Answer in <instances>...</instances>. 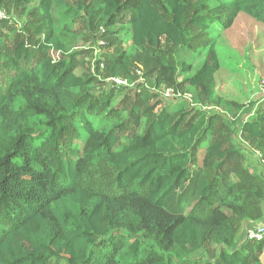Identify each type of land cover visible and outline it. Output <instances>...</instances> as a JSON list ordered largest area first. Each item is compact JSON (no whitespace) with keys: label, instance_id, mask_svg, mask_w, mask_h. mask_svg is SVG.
Masks as SVG:
<instances>
[{"label":"trees","instance_id":"1","mask_svg":"<svg viewBox=\"0 0 264 264\" xmlns=\"http://www.w3.org/2000/svg\"><path fill=\"white\" fill-rule=\"evenodd\" d=\"M11 6L19 16L29 11L20 28L0 19V264H261L264 241L239 242L238 233L248 211L259 217L264 183L247 173L235 177L239 153L214 135L217 117L209 112L222 103L214 79L220 63L208 36L216 25L230 29L239 15L264 26V0ZM56 7L74 13L66 30L95 42L106 53L101 60L86 67L82 54L95 47L72 52L63 45ZM118 31L129 36L132 55ZM201 38L205 61L179 82L191 67L176 65L174 53ZM112 78L145 85L94 95V85ZM181 87L194 94L190 109L170 113L154 101ZM116 93L123 96L117 103ZM16 97L23 105L14 111ZM229 106L241 115L247 107ZM109 121L117 122L115 134L105 133ZM239 123L243 135L264 143V114ZM79 138L86 139L81 151ZM203 145L202 166H195ZM99 164L113 176L91 190L83 177Z\"/></svg>","mask_w":264,"mask_h":264},{"label":"rangeland","instance_id":"2","mask_svg":"<svg viewBox=\"0 0 264 264\" xmlns=\"http://www.w3.org/2000/svg\"><path fill=\"white\" fill-rule=\"evenodd\" d=\"M11 3L12 0L0 2V14L2 16L0 19H12L13 22H17V26L20 28L21 24L27 19L29 9H26L25 12L19 16L13 12ZM53 14L57 23V35L69 51L86 52L89 48H96L95 42L87 40L88 38L86 36L81 38L73 34L72 31H74V27H72L70 31L66 30L67 24L71 23L73 12L68 14L67 9L56 7ZM216 29L219 30L221 28L216 25ZM217 30L211 31L208 36L214 43L217 58L220 63V70L216 73L214 79L216 96L222 100V103L218 107L214 106L209 112L210 115H216L217 117V126L214 135L228 140L233 148L238 151L239 156L235 163V177L241 179L244 173H247L257 179V184L261 182L264 183V143L256 142L252 137L243 135L239 123L241 120L243 122L251 121L256 115L264 114V26L247 16L239 15L230 29L227 31H222V29L219 31ZM3 32L9 34V31L3 30ZM120 32L121 31L113 33L115 37L123 43L125 51L128 53L127 55H132L133 51L129 44V36L127 34H120ZM93 39L97 40L98 38L95 36ZM205 40V38H201L200 40L193 41L191 49H181L178 53H174L176 65L179 66V64L184 62L191 67L190 73L178 80L179 82L191 78L202 66L208 50ZM102 45L103 42L98 39V46ZM103 54L106 53L98 47L94 50L93 55H90V53H83L82 57L86 63L85 66H88L87 63L89 61L92 65L101 60ZM59 57L60 54L55 56V58ZM107 81L108 80L103 81L102 87L93 86L94 95H99V93H103L115 87ZM144 85L142 80L138 81L134 86L126 82V85L123 86V90H136L142 88ZM180 90L182 91H180V93L183 95V98L180 100L170 101L165 98L164 95L160 94L161 96L159 95V97H156L154 101H159L161 106L167 108L170 113L175 112L180 107L184 108L186 106L187 109H190L192 107L190 106V101L193 99L194 94L187 88L181 87ZM165 91L167 90H163L162 93ZM121 93L125 94L126 92ZM156 93L159 94V91ZM116 96H119V99L116 98L115 103L120 101L123 97L117 93ZM232 101L247 106L242 115L234 114L233 109H230L229 104ZM182 103H184V105H182ZM22 105L23 100L20 97H16L12 103L13 110L17 111ZM98 119L97 116H92L90 118L91 122ZM144 120L145 119H142V125L138 130L139 134L143 132ZM109 122L110 123L105 125V133L115 134L114 128L117 122ZM99 123L101 122L97 124L99 125ZM261 127L264 128V123ZM230 134H233V136L231 137ZM228 135H230V137H226ZM85 142L86 139L83 140L79 138V140L75 141V147L81 151L82 145ZM203 157L204 145L198 151L196 156L198 161L195 166H202ZM111 175L113 176L112 168L105 164L90 166L83 177V182L86 183L83 185L91 190H97L99 185L106 183V181L111 178ZM233 181L236 182L234 179ZM260 189L261 195H264V186L260 187ZM257 203L260 210L259 217L246 211L248 217L246 219L240 218L241 225L239 229L240 232L238 233L239 242L246 240V232L248 229L264 223V199L258 200ZM260 261L261 264H264V250Z\"/></svg>","mask_w":264,"mask_h":264},{"label":"built area","instance_id":"3","mask_svg":"<svg viewBox=\"0 0 264 264\" xmlns=\"http://www.w3.org/2000/svg\"><path fill=\"white\" fill-rule=\"evenodd\" d=\"M0 18H2L1 14ZM109 82L114 86L126 85V82L121 81L117 78L109 79ZM162 95H164V97L170 101L180 100L183 98V95L180 92H174L172 90H167L163 92ZM246 239L255 243H261L262 241H264V223L260 226L248 229L246 232Z\"/></svg>","mask_w":264,"mask_h":264}]
</instances>
